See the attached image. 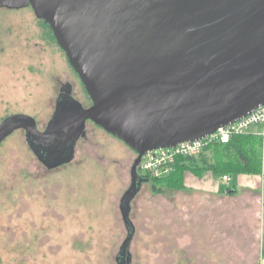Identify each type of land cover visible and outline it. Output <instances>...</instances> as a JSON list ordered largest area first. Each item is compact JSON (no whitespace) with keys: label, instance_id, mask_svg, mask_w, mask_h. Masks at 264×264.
I'll return each mask as SVG.
<instances>
[{"label":"rangeland","instance_id":"obj_1","mask_svg":"<svg viewBox=\"0 0 264 264\" xmlns=\"http://www.w3.org/2000/svg\"><path fill=\"white\" fill-rule=\"evenodd\" d=\"M5 4L0 5V124L22 114L42 131L60 83L90 107L49 26L23 0ZM86 133L73 163L51 172L37 161L23 132L0 146V264H118L127 237L120 203L131 187L137 155L92 123ZM199 200L186 186L144 183L131 202V264H260L264 204L258 227L255 209Z\"/></svg>","mask_w":264,"mask_h":264},{"label":"water","instance_id":"obj_2","mask_svg":"<svg viewBox=\"0 0 264 264\" xmlns=\"http://www.w3.org/2000/svg\"><path fill=\"white\" fill-rule=\"evenodd\" d=\"M28 1L92 102L68 128L91 121L137 155L120 203L127 237L117 263L131 264L142 157L203 139L264 106V0ZM18 129L47 136L33 118L15 115L0 125V143Z\"/></svg>","mask_w":264,"mask_h":264},{"label":"flooded vegetation","instance_id":"obj_3","mask_svg":"<svg viewBox=\"0 0 264 264\" xmlns=\"http://www.w3.org/2000/svg\"><path fill=\"white\" fill-rule=\"evenodd\" d=\"M6 1H12V0H0V5H6L5 4ZM23 3L29 4V1L23 0ZM38 21L43 22L41 20H38ZM38 46L39 44L35 43V47H38ZM43 59L44 58H39V60L41 61L40 63L41 67L45 68L47 62H44ZM67 87L68 86H65L62 83L59 84V90H58L59 92H58V96L56 99L53 114L48 124L45 126V128L42 131L39 130L38 124L36 120L34 119L36 126H37L38 133L40 134L47 133V136L37 137V136L30 135L28 138V134L24 129H18V130H15L13 133H11L8 137H6L0 143V146L13 134H15L18 131H21L24 133L28 148L31 150V152L33 153L37 161L45 168L47 172H51L53 170L59 169L63 166L73 163L75 156H76V148H77L78 143L81 140L87 139V133H86L87 124L88 123L94 124V123L91 121H86V123L78 125L75 130H71L72 128L70 129L68 128V126L74 123L75 116L77 115L76 113L79 110V108L88 109L92 105L86 108L82 103H80L74 97L73 88H71V86L70 88H67ZM95 126L98 127L97 125ZM79 134H80L79 138L72 145L73 138H75ZM108 135L113 137L110 134ZM113 138L116 139L115 137ZM69 156H71L70 161L62 163V161ZM137 175L141 181V186L144 183H147L148 181H150L146 177V175L141 173L138 169H137ZM141 186H140V189H141Z\"/></svg>","mask_w":264,"mask_h":264},{"label":"trees","instance_id":"obj_4","mask_svg":"<svg viewBox=\"0 0 264 264\" xmlns=\"http://www.w3.org/2000/svg\"><path fill=\"white\" fill-rule=\"evenodd\" d=\"M251 130L243 135H234L228 144L215 143L206 147L198 157L179 159L175 171L169 176L147 178L155 183L182 189L187 172L195 175L211 172L221 177L235 174L259 175L263 166L264 138Z\"/></svg>","mask_w":264,"mask_h":264},{"label":"crops","instance_id":"obj_5","mask_svg":"<svg viewBox=\"0 0 264 264\" xmlns=\"http://www.w3.org/2000/svg\"><path fill=\"white\" fill-rule=\"evenodd\" d=\"M253 129L251 131L258 135L263 131L259 133L254 132ZM229 176L231 177V181L226 184L221 181V176L211 172H206L202 175L187 172L185 173L184 182L188 192L190 194L193 193L195 199H198V202H200L199 198H204L214 206L235 202L244 210L249 208L255 209L259 227L260 221H263V218L261 217L260 219V216L262 214L261 202L264 204V157L261 174H235ZM197 203H193V206L196 207ZM257 238V240H261L262 242L263 236L260 233V229L257 230ZM260 264H264V257H262Z\"/></svg>","mask_w":264,"mask_h":264},{"label":"built area","instance_id":"obj_6","mask_svg":"<svg viewBox=\"0 0 264 264\" xmlns=\"http://www.w3.org/2000/svg\"><path fill=\"white\" fill-rule=\"evenodd\" d=\"M262 126L261 136L264 138V106L256 109L252 114L244 119L219 129L203 139L184 142L174 148H163L150 151L145 154L139 164L138 170L146 177L163 178L172 174L179 159L198 157L203 150L215 143L228 144L234 135H243L252 128ZM223 183H229L231 177L225 175L221 177Z\"/></svg>","mask_w":264,"mask_h":264}]
</instances>
